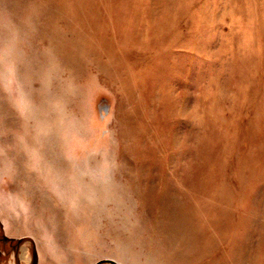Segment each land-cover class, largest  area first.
Segmentation results:
<instances>
[{
  "label": "rangeland",
  "instance_id": "obj_1",
  "mask_svg": "<svg viewBox=\"0 0 264 264\" xmlns=\"http://www.w3.org/2000/svg\"><path fill=\"white\" fill-rule=\"evenodd\" d=\"M0 264H264V0H0Z\"/></svg>",
  "mask_w": 264,
  "mask_h": 264
}]
</instances>
